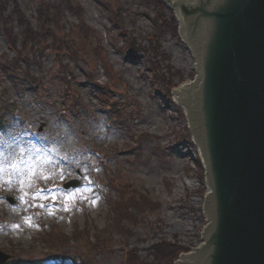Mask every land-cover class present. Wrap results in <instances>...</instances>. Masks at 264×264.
Segmentation results:
<instances>
[{
    "label": "rangeland",
    "instance_id": "rangeland-1",
    "mask_svg": "<svg viewBox=\"0 0 264 264\" xmlns=\"http://www.w3.org/2000/svg\"><path fill=\"white\" fill-rule=\"evenodd\" d=\"M0 1L15 33L46 12L55 25L36 53L17 56L0 32L7 264H122L127 250L150 263L153 248L179 257L201 246L203 166L172 96L196 74L175 19L176 33L165 30L172 11L162 0L164 11L155 0H100L113 22L96 0ZM78 13L88 32L77 31ZM69 180L77 186L64 189Z\"/></svg>",
    "mask_w": 264,
    "mask_h": 264
},
{
    "label": "water",
    "instance_id": "water-1",
    "mask_svg": "<svg viewBox=\"0 0 264 264\" xmlns=\"http://www.w3.org/2000/svg\"><path fill=\"white\" fill-rule=\"evenodd\" d=\"M163 2L194 62L173 97L207 187L203 244L173 264H264V0Z\"/></svg>",
    "mask_w": 264,
    "mask_h": 264
},
{
    "label": "trees",
    "instance_id": "trees-1",
    "mask_svg": "<svg viewBox=\"0 0 264 264\" xmlns=\"http://www.w3.org/2000/svg\"><path fill=\"white\" fill-rule=\"evenodd\" d=\"M98 4L101 5V7L105 10H109L110 11V18L111 20L114 22L116 20V17L114 18V14L113 11H111L110 6L107 3H103L100 0H96ZM155 3H158V7L160 9H162L163 11L165 9H163L162 6V2L161 0H155ZM70 4V3H68ZM69 11L75 12L78 11L77 8L74 9V6L70 8V5L67 6ZM6 6L2 4V2L0 1V32H3V36L5 38V40L7 41V45L9 47V49H11L12 51L17 52L16 56L18 54H25V52L28 51H34V53H36V50L40 49L39 47L41 46V44L43 42H47L52 36V34L54 33L52 30V27L55 25H51L52 20L51 16L48 14V12L44 13V15H40L39 16V20L38 23L36 24V26L34 27L33 25H31L30 23H26L25 22V18L23 19L24 15L22 14V12L15 10L13 15L18 17H22L23 19V23H20L19 26V30L15 32H13L11 29H7L5 28V24L7 23L8 18L12 17L11 15H5ZM77 13V12H75ZM74 16H76L74 14ZM76 19V29L77 31H81L80 32H84V29L86 32L89 31V28L87 26L84 27V22L82 20V18H80V13H78V16L75 17ZM169 25L166 24V26L168 28H166L165 30H173L175 33L177 30H175V22L174 19H172L173 24L171 25V21L169 20V22L167 21V19H165ZM117 22V20L115 21ZM175 23V24H174ZM5 28V29H4ZM14 30V29H13ZM63 31V27L59 30V32ZM172 31V32H173ZM19 36L22 38V42H21V46H17V43L19 42ZM17 47L20 49L18 50ZM30 48V49H28ZM28 49V50H26ZM70 50V49H69ZM68 52V51H67ZM154 54V53H153ZM160 55V56H159ZM157 55L160 58H165L163 57L161 54ZM154 64L156 62H153ZM156 69V68H155ZM154 69V71H155ZM161 81L164 82L161 78ZM166 87L168 85V83L164 84ZM163 88V86H162ZM170 88V87H169ZM168 88V89H169ZM53 234V233H52ZM180 254V250H175L170 252L169 254L166 253V251L162 252L160 251L158 248H153L152 250V255H154V259L152 261H150V263H147L146 261L140 260L138 258H135L134 253L131 251H126L123 253V264H172V262L177 259L178 255ZM160 261V263L158 262Z\"/></svg>",
    "mask_w": 264,
    "mask_h": 264
},
{
    "label": "bare ground",
    "instance_id": "bare-ground-1",
    "mask_svg": "<svg viewBox=\"0 0 264 264\" xmlns=\"http://www.w3.org/2000/svg\"><path fill=\"white\" fill-rule=\"evenodd\" d=\"M50 137L52 138V140H54V137H53V135H52V134H50Z\"/></svg>",
    "mask_w": 264,
    "mask_h": 264
}]
</instances>
